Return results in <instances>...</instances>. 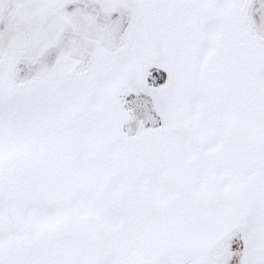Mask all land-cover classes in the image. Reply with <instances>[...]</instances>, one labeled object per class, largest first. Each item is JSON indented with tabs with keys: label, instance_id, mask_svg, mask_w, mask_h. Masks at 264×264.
<instances>
[{
	"label": "snow or ice",
	"instance_id": "obj_1",
	"mask_svg": "<svg viewBox=\"0 0 264 264\" xmlns=\"http://www.w3.org/2000/svg\"><path fill=\"white\" fill-rule=\"evenodd\" d=\"M0 264H264V0H0Z\"/></svg>",
	"mask_w": 264,
	"mask_h": 264
}]
</instances>
